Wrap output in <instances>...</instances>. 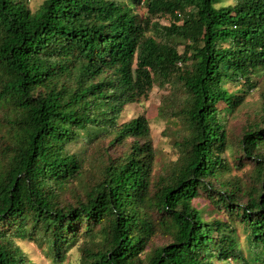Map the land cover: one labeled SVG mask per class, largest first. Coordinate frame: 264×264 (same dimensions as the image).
I'll return each instance as SVG.
<instances>
[{
    "label": "trees",
    "instance_id": "trees-1",
    "mask_svg": "<svg viewBox=\"0 0 264 264\" xmlns=\"http://www.w3.org/2000/svg\"><path fill=\"white\" fill-rule=\"evenodd\" d=\"M29 1L0 0V264H30L22 242L59 264H264V93L229 127L264 79V0ZM155 88L181 122L161 174L148 117L120 122Z\"/></svg>",
    "mask_w": 264,
    "mask_h": 264
},
{
    "label": "rangeland",
    "instance_id": "rangeland-1",
    "mask_svg": "<svg viewBox=\"0 0 264 264\" xmlns=\"http://www.w3.org/2000/svg\"><path fill=\"white\" fill-rule=\"evenodd\" d=\"M44 0H30V8L33 12L39 10ZM233 0H222L219 6H226L232 4ZM162 25H169L168 19H158ZM183 51V45L180 47V52ZM231 91H235L237 87L228 85ZM264 93V79L261 82L259 88L250 91V95L247 98L246 104L241 110L230 119L229 127L235 129L239 127L246 118L253 117L258 114L261 108L262 95ZM166 94V90L155 88L150 95V98L143 101L142 104L128 105L120 119V122H128L133 118H136L142 114H145L150 122L151 134L154 140V146L156 148V160L154 163V172L157 174L163 173L168 169L172 162L177 159L176 147L174 142V133L181 129V122L176 119L165 118L160 112L162 106L163 96ZM230 127V129H231ZM232 168V167H231ZM244 171H238L233 167L232 175L242 176ZM199 203V207H204L207 201L201 199L196 201ZM240 245L243 251L248 255L249 248L246 245L244 234L240 231ZM22 249L28 255L30 264H59L55 263L52 259L48 258L40 249H38L33 243L22 242ZM79 260V254L74 248L69 252L67 259L60 264H77ZM221 264V263H218ZM227 264H235V262L229 261Z\"/></svg>",
    "mask_w": 264,
    "mask_h": 264
}]
</instances>
